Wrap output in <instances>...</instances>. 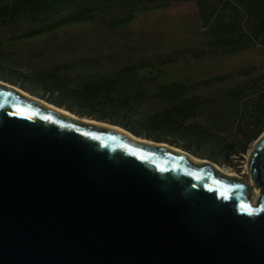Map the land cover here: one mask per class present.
<instances>
[{"label": "water", "instance_id": "1", "mask_svg": "<svg viewBox=\"0 0 264 264\" xmlns=\"http://www.w3.org/2000/svg\"><path fill=\"white\" fill-rule=\"evenodd\" d=\"M7 83L0 82V264H264V131L248 152L250 177L228 175L177 145Z\"/></svg>", "mask_w": 264, "mask_h": 264}, {"label": "trees", "instance_id": "2", "mask_svg": "<svg viewBox=\"0 0 264 264\" xmlns=\"http://www.w3.org/2000/svg\"><path fill=\"white\" fill-rule=\"evenodd\" d=\"M185 0H0V26L21 27L14 38L52 33L80 22L108 29L126 26L148 9ZM201 47L183 46L154 52L111 71L77 77L81 61L47 67L19 63L0 46V78L80 116L118 124L135 135L165 141L218 164H231L264 130V86L261 74L224 85L208 93L193 90L183 80L158 79L162 67L180 59H200L264 46V0H197ZM22 68H25L23 70ZM255 67L238 69L250 74ZM225 74L203 80L222 82ZM149 97L157 104L139 107Z\"/></svg>", "mask_w": 264, "mask_h": 264}, {"label": "rangeland", "instance_id": "3", "mask_svg": "<svg viewBox=\"0 0 264 264\" xmlns=\"http://www.w3.org/2000/svg\"><path fill=\"white\" fill-rule=\"evenodd\" d=\"M214 0H204V5H213ZM197 0L172 2L164 8H154L138 13L126 26L108 29L101 23L80 22L61 27L55 32L31 38H14L21 27L0 26V46L11 51L19 63L47 67L74 60L81 61L76 70L77 77L87 78L95 73L111 71L123 64L147 57L154 52L183 46L201 47L196 30L202 29ZM253 65V71L239 74L238 69ZM25 70V68H22ZM158 79L163 82L183 80L193 90H216L224 85H233L261 74L264 76V46H252L196 59H180L162 67ZM225 74L222 82L203 84V80ZM0 78V82L8 81ZM264 86V80L261 82ZM13 84V83H12ZM157 104L149 97L139 107L148 112ZM264 131V130H263ZM250 149V148H249ZM249 149L242 159L233 158L231 164H218L229 167L241 176L250 177L247 171ZM258 192L255 193L254 190ZM260 195L253 187L251 199L255 203Z\"/></svg>", "mask_w": 264, "mask_h": 264}, {"label": "bare ground", "instance_id": "4", "mask_svg": "<svg viewBox=\"0 0 264 264\" xmlns=\"http://www.w3.org/2000/svg\"><path fill=\"white\" fill-rule=\"evenodd\" d=\"M6 84V83H5ZM9 85V84H8ZM13 87H15V89H17L19 92L23 93L24 95H29L28 92L12 85ZM30 96V95H29ZM34 97V96H33ZM39 103H41L42 105L50 108V109H53L57 112H60L62 114H65V115H68L70 117H73L75 119H80L81 121H85V122H88V123H91V124H95V125H100V126H105V127H109V128H112V129H115V130H118V131H121L123 133H125L128 137H130L131 139L135 140V141H138V142H142V143H146V144H149V145H156V143L152 140H148V139H145V138H141V137H136V136H133L132 134L128 133L126 130H124L123 128L117 126V125H112V124H109V123H106V122H101V121H97V120H94V119H88V118H85V117H78L72 113H70L69 111L63 109V108H59V107H56L50 103H47L46 101L42 100V99H39V98H36L34 97ZM164 145H167L168 147H172L173 149L177 150V151H181L180 148H177V147H173V146H170L168 145L167 143H165ZM190 158L195 161L196 163H202V162H205L206 159L204 158H199L197 156H194V155H190ZM214 167L216 169H218L219 171L223 172V173H226L228 175H235V176H241L238 172H236L235 170L231 169V168H223L217 164H213ZM255 193L258 192L257 189L254 190Z\"/></svg>", "mask_w": 264, "mask_h": 264}]
</instances>
